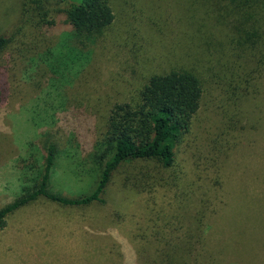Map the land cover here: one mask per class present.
I'll list each match as a JSON object with an SVG mask.
<instances>
[{
  "label": "rangeland",
  "instance_id": "1",
  "mask_svg": "<svg viewBox=\"0 0 264 264\" xmlns=\"http://www.w3.org/2000/svg\"><path fill=\"white\" fill-rule=\"evenodd\" d=\"M191 2L112 0L115 20L89 64L62 77L48 55L61 65L68 54V5L0 0V36L10 40L0 53V209L37 178L50 143L58 150L51 189L90 194L93 149L115 105L137 103L152 76L172 70H191L203 84L171 169L122 167L104 203L39 199L21 208L0 230V264H167L175 247L189 252L188 264H264V44L236 48ZM46 10L52 26L37 23Z\"/></svg>",
  "mask_w": 264,
  "mask_h": 264
},
{
  "label": "trees",
  "instance_id": "2",
  "mask_svg": "<svg viewBox=\"0 0 264 264\" xmlns=\"http://www.w3.org/2000/svg\"><path fill=\"white\" fill-rule=\"evenodd\" d=\"M50 1L68 5L66 16L71 30L63 38L69 48L68 54H63L61 65L49 60L51 52L48 55L49 66L63 77L67 72L81 71L89 64L92 46L113 24L115 14L112 0ZM39 4L43 7V2ZM191 6L197 15L205 20L213 19L226 28L230 42L236 48L253 50L264 44V0H193ZM49 14L50 10L42 15L39 13L41 22L37 23L52 26L54 22L48 20ZM9 43V38L0 36V53ZM202 97L203 84L195 72L172 70L152 76L137 103L115 105L107 132L95 144L91 157L99 169L96 187L79 198L67 197L51 189L58 150L54 143L47 144L44 165L37 172V178L29 179L31 184L23 188L24 193L0 209V230L7 227L11 214L39 199L69 207L104 203L103 195L114 174L132 163L152 162L160 169H171L175 164L176 149L191 131ZM162 181L157 176L155 186ZM201 223L197 218L199 231H202ZM187 254L186 249L175 247L166 259L167 264H188L191 259Z\"/></svg>",
  "mask_w": 264,
  "mask_h": 264
},
{
  "label": "crops",
  "instance_id": "3",
  "mask_svg": "<svg viewBox=\"0 0 264 264\" xmlns=\"http://www.w3.org/2000/svg\"><path fill=\"white\" fill-rule=\"evenodd\" d=\"M33 248H35V247H33ZM26 249H28V248H26Z\"/></svg>",
  "mask_w": 264,
  "mask_h": 264
}]
</instances>
